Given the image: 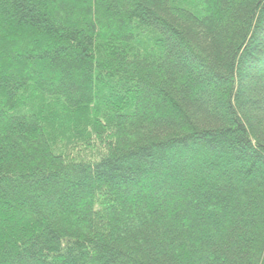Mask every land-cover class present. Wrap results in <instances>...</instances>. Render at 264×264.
<instances>
[{"label":"trees","instance_id":"1","mask_svg":"<svg viewBox=\"0 0 264 264\" xmlns=\"http://www.w3.org/2000/svg\"><path fill=\"white\" fill-rule=\"evenodd\" d=\"M0 264H264V0H0Z\"/></svg>","mask_w":264,"mask_h":264}]
</instances>
